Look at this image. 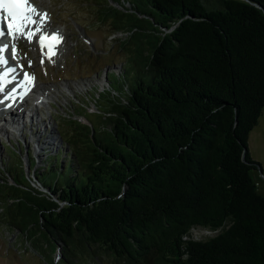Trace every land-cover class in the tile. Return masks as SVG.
I'll return each mask as SVG.
<instances>
[{
	"label": "trees",
	"instance_id": "obj_1",
	"mask_svg": "<svg viewBox=\"0 0 264 264\" xmlns=\"http://www.w3.org/2000/svg\"><path fill=\"white\" fill-rule=\"evenodd\" d=\"M102 7L129 32L124 93L107 73L117 97L103 128L71 130L68 169L60 149L43 172L28 159L43 190L7 147L1 223L52 261L59 247L61 264L102 255L115 264H264V196L252 176L263 171L247 144L264 107V0ZM194 228L217 232L196 239Z\"/></svg>",
	"mask_w": 264,
	"mask_h": 264
},
{
	"label": "rangeland",
	"instance_id": "obj_2",
	"mask_svg": "<svg viewBox=\"0 0 264 264\" xmlns=\"http://www.w3.org/2000/svg\"><path fill=\"white\" fill-rule=\"evenodd\" d=\"M29 2L45 8L44 15L49 27L62 33V40L55 55L45 56L36 46L35 38L20 36L14 41L21 53L23 67L20 66V69L22 71L27 69L29 73L34 74L39 87L43 88L40 92L34 90L33 93L47 94L45 98L47 101L34 106L35 97L32 94L27 95L28 100L21 109L26 113L22 119L17 116L21 124L19 130L11 121L9 124L6 120L8 115L5 120L0 116V184L12 183L11 176L2 168L6 167L4 163L10 159L7 147L13 149L15 147L16 154L21 158L31 179L29 184L42 189L29 170L28 159L32 158L35 169L43 172L51 163L48 156H54L62 150L59 161L66 162L68 169L70 145H67L66 141L70 139L71 130L77 126V122L91 126L94 130L103 128L102 117L108 114L107 100L117 97L116 93L108 89L109 83L112 89L124 93L123 83L128 79H125L127 75L123 76L121 73L129 53L123 42L128 39L129 32L125 30L126 28L115 29L112 18L102 16L100 10L103 9L102 5H105L124 11L137 0H29ZM51 29L44 28L47 31ZM107 73L109 83L106 79ZM104 90L111 93L108 94ZM31 109L35 113L29 117ZM15 111V109L12 111L11 116L16 113ZM9 125L13 131L9 129ZM247 144L252 158L259 162L263 171L260 173L258 169L253 170L252 176L257 182L259 193L264 196V107L257 124L249 133ZM11 157L13 158L11 161L15 162L16 156ZM54 174L55 171L52 176ZM48 176L52 178L51 175ZM216 232L194 228L191 230V236L201 239ZM49 253L48 251L41 255L32 249L21 233L8 228L0 219V264H61L59 247L52 253V256L57 253L53 257L55 262L50 259ZM86 264L115 263L109 256L102 255L98 260H90Z\"/></svg>",
	"mask_w": 264,
	"mask_h": 264
},
{
	"label": "bare ground",
	"instance_id": "obj_3",
	"mask_svg": "<svg viewBox=\"0 0 264 264\" xmlns=\"http://www.w3.org/2000/svg\"><path fill=\"white\" fill-rule=\"evenodd\" d=\"M45 13V8L42 5H38V4H33L30 2L28 9L25 13V15L23 17H21L19 20L14 21L13 26H12V31L7 32L0 40V60L7 62V64L11 65L13 67L14 70V79H18L21 78L22 73L24 71H22L20 69V66L23 67V64L20 60L21 58V53L17 47L16 42L17 41L16 38L20 37V36H24L28 39H33L35 38V43H36V32L40 31L41 29L47 28L51 29L49 26L48 21L46 20V17L44 15ZM53 30V29H51ZM62 34V33H60ZM62 35H60V39L62 40ZM59 43L56 44L54 47L50 48H46L47 50L44 51V49L41 48V50L43 51V54H45L46 52L51 54V55H55L58 51H59ZM19 60V61H18ZM3 68V67H2ZM22 71V72H21ZM25 71L28 72L27 69H25ZM16 73L17 76L16 77ZM21 81V80H20ZM1 82V80H0ZM31 85V89L29 90V94L31 95L34 90H42L43 88L39 87L38 83L36 82V76L32 73H29V77L27 79V81H15L14 83L12 82V84L7 85V87L4 90H0V113H1V117L3 116V120L6 119V116L9 115V113L13 114L12 111L10 110V108L5 111L3 108L5 106H10L12 103H16L15 105V114L11 116V114L8 116V122L10 124L13 123L16 127L17 130L20 129V123H19V118L17 119V116L20 117V119H22L26 113L25 110H21L23 108V106L25 105V103L27 102V100L24 99V94L27 92V87ZM37 93V95L39 96L37 99V104H42L45 103L47 101V99H45L47 97V94L45 93ZM44 92V91H43ZM36 95V96H37ZM10 100V102H9ZM5 104H4V103ZM34 106H37L36 104H34ZM22 111V112H21ZM30 114L29 117L34 115V111L31 109L30 110ZM33 114V115H32ZM28 117V116H27ZM23 122V121H22ZM23 124V123H22ZM8 127V126H7ZM9 129L13 131V129H11V126L9 125ZM16 131V130H15Z\"/></svg>",
	"mask_w": 264,
	"mask_h": 264
},
{
	"label": "water",
	"instance_id": "obj_4",
	"mask_svg": "<svg viewBox=\"0 0 264 264\" xmlns=\"http://www.w3.org/2000/svg\"><path fill=\"white\" fill-rule=\"evenodd\" d=\"M259 172L261 173V170L259 169Z\"/></svg>",
	"mask_w": 264,
	"mask_h": 264
}]
</instances>
